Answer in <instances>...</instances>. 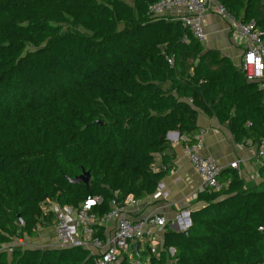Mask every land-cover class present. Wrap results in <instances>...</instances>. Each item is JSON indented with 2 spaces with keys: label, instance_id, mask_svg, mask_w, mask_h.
<instances>
[{
  "label": "trees",
  "instance_id": "1",
  "mask_svg": "<svg viewBox=\"0 0 264 264\" xmlns=\"http://www.w3.org/2000/svg\"><path fill=\"white\" fill-rule=\"evenodd\" d=\"M154 1L0 0V264H93L83 247L9 255L3 245L52 226L46 199L78 207L98 196L101 216L152 194L165 174L154 155L170 148L168 132L196 143L200 111L235 141L264 139L260 83L180 20L151 17ZM217 1L264 31V0ZM83 171L88 185L68 181ZM259 175L248 187L222 170L226 188L198 193L191 226L167 228L149 264H264V160Z\"/></svg>",
  "mask_w": 264,
  "mask_h": 264
},
{
  "label": "built area",
  "instance_id": "2",
  "mask_svg": "<svg viewBox=\"0 0 264 264\" xmlns=\"http://www.w3.org/2000/svg\"><path fill=\"white\" fill-rule=\"evenodd\" d=\"M148 14L151 17L170 16L180 20L190 31L193 37L200 42L204 39L202 18L208 14H217L229 22V28L238 32L246 40L240 69L248 82L262 83L264 81V31L254 21L242 23L231 14L217 0H155L148 5ZM167 62L171 65L172 60ZM182 141L186 140L183 135ZM246 142L251 144L250 141ZM252 145V144H251ZM184 152L193 165L201 180L202 190L219 192L226 188L228 180H220L221 167L215 159L202 155L201 142L185 144ZM255 155L264 160V139L258 145H253ZM239 161H233L229 167L238 169ZM159 183L152 196L156 199L165 197ZM100 202L98 196L86 198L78 207L63 205L52 199L42 203L45 212L53 214V232L57 240V248L83 247L93 256V264H120L124 259L127 264H149L150 255H157L160 249L151 245L146 236L150 235L148 224L157 226L164 232L170 224L177 231H186L191 226L189 209L176 212L171 220L164 216L153 214L146 220H133L125 215L127 207L136 203L132 196H128L122 203L112 201L110 210L99 216L93 207ZM111 226L110 234L106 229ZM103 229V236L97 234V229ZM136 244V253L133 245ZM144 246L146 258L139 257L138 247ZM172 253V249H168Z\"/></svg>",
  "mask_w": 264,
  "mask_h": 264
},
{
  "label": "crops",
  "instance_id": "3",
  "mask_svg": "<svg viewBox=\"0 0 264 264\" xmlns=\"http://www.w3.org/2000/svg\"><path fill=\"white\" fill-rule=\"evenodd\" d=\"M202 28L203 48L218 49L223 55L229 57L237 68H240L246 43L244 37L238 32L231 31L229 22L217 14L205 15L202 18ZM260 86L264 89V81ZM196 124L199 127L197 138L202 145L200 149L202 155L213 157L222 170L230 168L229 164L238 160L236 171L244 184L252 187L261 183L259 169L262 160L256 157L253 145L246 141H235L226 123H219L215 117H209L201 111L198 113ZM175 132L172 131L167 136L170 148L162 154L154 155L153 169H161L165 172L160 181L161 192L165 197L156 199L150 194L127 207L125 215L133 220H146L153 214L171 220L173 215L182 209L194 210L204 204L202 201H195L198 193L203 191L201 180L184 152L179 134ZM147 228L150 231V235L146 236L147 241L160 249L163 245L165 230L174 227L169 224L164 232L152 224H148ZM110 231L109 225L106 234H110ZM55 242V248H57L56 238ZM137 252L139 257L146 258L144 246L141 244Z\"/></svg>",
  "mask_w": 264,
  "mask_h": 264
},
{
  "label": "rangeland",
  "instance_id": "4",
  "mask_svg": "<svg viewBox=\"0 0 264 264\" xmlns=\"http://www.w3.org/2000/svg\"><path fill=\"white\" fill-rule=\"evenodd\" d=\"M131 2V0H125ZM72 27L65 25L64 28ZM55 235L52 226H38L37 233L34 237H29L26 234L17 233L12 242L3 245V249L11 255V247H20L21 249H51L55 248Z\"/></svg>",
  "mask_w": 264,
  "mask_h": 264
},
{
  "label": "water",
  "instance_id": "5",
  "mask_svg": "<svg viewBox=\"0 0 264 264\" xmlns=\"http://www.w3.org/2000/svg\"><path fill=\"white\" fill-rule=\"evenodd\" d=\"M170 133H171V132H168V133H167V136H169ZM175 133H177V132H175ZM89 180H90V174H89L88 171H83L80 175L68 179V181H69L70 183L76 184V183L83 182V183H85L86 185L89 184ZM184 232H186V231H184ZM136 248H137V245L134 244V245H133V251H134L135 253H136Z\"/></svg>",
  "mask_w": 264,
  "mask_h": 264
}]
</instances>
